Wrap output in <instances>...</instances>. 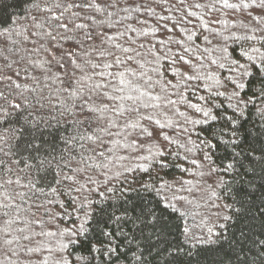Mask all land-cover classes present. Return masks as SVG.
Returning <instances> with one entry per match:
<instances>
[{
  "label": "trees",
  "instance_id": "trees-1",
  "mask_svg": "<svg viewBox=\"0 0 264 264\" xmlns=\"http://www.w3.org/2000/svg\"><path fill=\"white\" fill-rule=\"evenodd\" d=\"M38 2H41L40 10L28 3L23 7H12L17 0H0V8L8 5L13 20L7 30L0 28V68H4L5 63L10 65L4 71L12 76L11 80L0 82V93L4 94L0 97V109L11 113L3 119L0 112V149H3L0 158L5 160L9 159L4 156L5 151H16L19 140L13 138L14 134L22 138L21 125L16 123V117L21 113L12 105L20 103L24 109L27 104L28 111L34 115L48 117L49 110L58 116L65 104L74 103L63 91L62 81L70 68L67 61L71 59L73 64L80 61L75 57L62 58L63 52L72 47L71 41L65 43L59 37L53 41L47 36L52 30L48 17L59 16L62 10L53 7L48 13L42 10L43 5L46 3L51 7L55 0ZM63 2L70 3L71 0ZM94 3L105 10L71 8L64 12L63 21L76 19L73 13L92 17L95 25L87 18L76 19V22L85 24V30L105 34L103 47L113 53L107 56L109 62L114 58L126 61L118 65L119 73H124L126 81L121 85L124 91L117 95L123 116L113 117L114 126L109 125L111 135L102 133V142L98 140L95 144L82 139L80 143L88 147L80 148L77 144V152H84L86 159L91 157L89 167L103 162L108 164L111 173L124 172L145 178L140 170L149 168L154 180L161 160L167 164L159 175L162 182L171 187L162 188V196H156L155 200L163 198L161 207L168 205L165 220L169 239L182 244L176 264H243L245 260L247 264H262L261 246L251 243L253 239L264 240V216L255 210L260 201L257 199L250 209L244 208L240 212L223 208L231 201L227 200L223 189L216 187L215 177L208 174L207 162L201 159V139L208 137V129L218 133L225 124L223 117L233 114L236 105L233 82L257 80L251 91L239 92L241 96L245 92L250 96L261 87L253 65L264 67V4L261 0H115L116 7H106L113 0H94ZM83 31L78 30L75 35L79 38ZM125 48L127 52H124ZM76 50L80 51L79 46ZM90 59L94 63L100 62L95 54ZM60 63L64 64L63 68ZM245 69L252 76L245 75ZM97 71L107 73L109 70ZM16 84L21 87L16 88ZM105 91L113 95L111 85ZM129 95L132 100L127 99ZM120 96L125 99L120 100ZM131 108H139L140 112H129ZM249 115V128L261 123L255 107L249 106ZM143 116L152 119L145 120ZM213 116L218 118L213 120ZM32 118L28 117L29 120ZM133 124L136 126L132 127ZM154 130L159 135L150 137L148 134ZM253 133L256 140V129ZM61 135H72V131L61 129ZM80 135H91V131L85 133L81 129ZM261 144H264V138L259 139L256 147ZM93 147L104 155L93 152ZM17 158L11 156V159ZM21 169H25L23 162L14 165L13 172L6 174L14 183L0 189V202L4 201L5 192L16 196L11 201L12 207L0 208V264H64L65 260L83 264L77 257L87 256V253L69 243L68 230L73 227L75 216L64 215L61 204L68 212L72 211L67 206V198L40 184L24 187L34 179V174ZM255 172L254 183L259 186L260 168L257 167ZM67 174L71 175L70 172ZM17 179L19 184L15 183ZM256 195L259 197V191ZM178 199L186 208L191 200V208L182 210L174 203ZM34 201L42 203L51 215L43 208L36 211ZM239 207V204L235 205V208ZM199 213L204 216L203 222L198 220ZM224 215H230L232 219L226 222ZM242 232L249 239L237 261L233 249L239 252L237 241L243 239ZM248 248L253 251L249 252ZM169 259L168 252L157 255L156 250L146 257L147 264H168Z\"/></svg>",
  "mask_w": 264,
  "mask_h": 264
},
{
  "label": "snow or ice",
  "instance_id": "snow-or-ice-1",
  "mask_svg": "<svg viewBox=\"0 0 264 264\" xmlns=\"http://www.w3.org/2000/svg\"><path fill=\"white\" fill-rule=\"evenodd\" d=\"M261 2L264 4V0ZM25 3L30 4L32 8L41 9V2L38 0H17V4L11 6L23 7ZM8 7L5 5L0 8V28L5 30L13 23ZM53 7L62 11L59 16L48 17L52 30L47 32V36L53 41H57L58 37L65 43L71 41L72 47L63 52L62 58L75 57L80 61L75 64L71 59L67 61L70 68L66 70L62 81L63 91L68 93L74 103L65 104L58 116L53 110H49L48 117L34 115L32 111H28L27 104L24 109L21 108L20 103L12 105L13 109L21 113L17 115L16 123L21 125L19 131L22 138L15 137L14 134L13 138L19 140L15 145V153L5 151L4 156L9 159L0 158V189H6V186L14 183L6 174L13 172L14 165L23 162L25 169L21 171L34 174V179L24 187L27 188L30 185L35 187L36 184H40L41 187L47 186L54 193L66 197L67 206L72 208V211L68 212L64 204H61L64 208V215L75 216L73 227L68 230L69 243L77 247L79 251L87 253V256L77 257V260L82 261L83 264H97V261L99 264H147L146 257L152 255L153 250H156L157 255L168 252L170 254L168 264H176L182 244L174 243L169 239L170 233L167 231L165 220V208L168 205L161 207L163 198L155 200L156 196H162V188L170 189L171 187L167 182H162L163 178L159 175L160 170L167 167V164L161 160L155 180L149 168L140 170L147 178L140 175H125L124 172L111 173L108 164L103 162L89 167L88 160L91 157L86 159L84 152H77L75 147L77 144L80 148L88 147L80 143L82 139L92 141L93 144L98 140L102 142V133L111 135L109 125L114 126L113 117L119 119L123 116L117 95L124 91L121 85H125L126 81L124 73H119L118 65L126 61L114 58L109 62L107 56L113 53L103 47L105 34L85 30V24L76 22V19L87 18L92 19L95 25L92 17H81L73 13L76 19H69L67 23L63 21L64 12L71 8L95 9L97 12L105 9L94 3V0H85L83 3L78 0H71L70 3L55 0L51 7L45 3L42 10L51 13ZM106 7H116L115 0ZM78 30H84L79 38L75 35ZM69 33L73 34L69 35ZM97 40H100L99 44L96 43ZM76 46H79L80 51L76 50ZM127 51L128 49L125 48L124 52ZM93 54L100 60L99 63L92 62L90 57ZM8 67L10 65L5 63L4 68ZM60 67L63 68L64 64L60 63ZM4 68H0V82L4 79H12ZM97 69H108L109 71L105 73ZM253 70L255 77L259 78L258 83L261 87L258 91L252 92L250 96L248 92L241 96L239 92L245 89L251 91L252 85L257 80L251 79L248 83L241 81L238 84L233 82L236 95L233 114L223 117L225 124L218 133L208 129V137L201 139L203 145L201 159L207 162L208 174L215 177L216 187L223 189L227 193V200L231 201V203L224 204V209H235L236 212H240L244 208L250 209V205H255L256 200L259 199L260 203L256 205L255 210L264 216V144H261L259 148L256 147L259 139L264 138V67L253 65ZM244 74L252 76L247 69ZM15 75L18 76L19 73L16 72ZM97 77L101 79L98 80ZM128 83L131 82L128 81ZM109 85L112 87L113 95H108L105 91ZM15 87L19 89L21 85L16 84ZM3 96L4 94L0 93V97ZM119 99L123 100L125 97L120 96ZM127 99L132 100L133 97L129 95ZM170 102L175 103V101ZM100 105L103 107L101 108ZM249 106L257 109L261 121L258 126L253 124L252 128L248 126L251 123ZM40 107L43 108L44 105L41 104ZM0 112H2L3 119L11 115L7 110L0 109ZM129 112L139 113L140 109L131 108ZM205 115L207 116L208 113ZM29 116L33 118L29 120ZM217 118V116L212 117L213 120ZM143 119L151 120L152 118L143 116ZM135 126V124L132 125V127ZM61 129L65 132L71 129L72 135H61ZM81 129H84L85 133L91 131V135L81 136ZM253 129H256V140L253 139ZM148 135L158 136L159 133L154 130ZM93 137L96 139L94 140ZM91 150L97 152L99 156L104 155L97 147ZM12 155L18 158L11 159ZM160 155L163 157L164 154L160 153ZM257 167L260 168L261 184L259 186L254 183L257 179L255 172ZM99 169L107 171H98ZM135 171L133 169V172ZM69 172L71 175L67 174ZM15 183L19 184V179ZM258 191L259 197L256 195ZM17 195L20 194L17 193ZM15 198L16 196H9L5 192L0 208L12 207L11 201ZM33 203L36 211L43 208L45 212H49L42 203L36 201ZM237 204L240 205L239 208H235ZM49 214L51 215L50 212ZM4 215L7 216L8 213L5 212ZM223 219L227 222L232 217L224 215ZM220 227L223 228L224 225L221 224ZM241 235L243 239L237 241L239 252L233 249L237 261H240V254L245 251V241L249 239L246 233L242 232ZM6 243H11V241H6ZM251 243L261 246L259 256L264 257V240L253 239ZM161 245L164 247L162 248ZM64 247L66 248L67 245ZM248 251L252 252L253 249L248 248ZM64 264H73V262L65 260ZM243 264H247V261L245 260Z\"/></svg>",
  "mask_w": 264,
  "mask_h": 264
},
{
  "label": "rangeland",
  "instance_id": "rangeland-1",
  "mask_svg": "<svg viewBox=\"0 0 264 264\" xmlns=\"http://www.w3.org/2000/svg\"><path fill=\"white\" fill-rule=\"evenodd\" d=\"M200 187V186H199ZM194 188L196 189V186H194ZM186 201V200H185ZM191 200H189L188 202H187V208H186V206H185V204H182V203H180L179 202V199H178V202L176 201V202H174L177 206H180L181 208H182V210H188L189 208H191V202H190ZM200 214V213H199ZM198 220L200 221V222H203L204 221V216L203 215H198ZM198 220L196 221V219H195V221L196 222H198ZM199 223V222H198ZM58 238H60V236L58 235Z\"/></svg>",
  "mask_w": 264,
  "mask_h": 264
}]
</instances>
